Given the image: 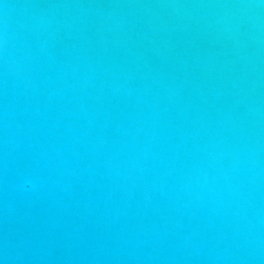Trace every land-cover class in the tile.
<instances>
[{"label":"water","instance_id":"95a60500","mask_svg":"<svg viewBox=\"0 0 264 264\" xmlns=\"http://www.w3.org/2000/svg\"><path fill=\"white\" fill-rule=\"evenodd\" d=\"M0 264H264V0H0Z\"/></svg>","mask_w":264,"mask_h":264}]
</instances>
